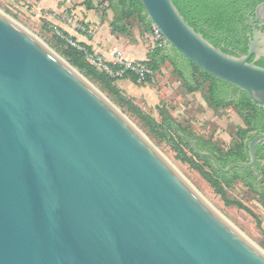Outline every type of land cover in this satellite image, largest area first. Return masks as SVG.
Wrapping results in <instances>:
<instances>
[{
  "label": "water",
  "instance_id": "obj_1",
  "mask_svg": "<svg viewBox=\"0 0 264 264\" xmlns=\"http://www.w3.org/2000/svg\"><path fill=\"white\" fill-rule=\"evenodd\" d=\"M139 1L165 50L264 111V68L256 65L264 58L262 5L255 11L260 24L249 17L246 54L233 55L196 32L172 0ZM61 59L0 13V264H264V255ZM172 131L217 172L252 170L254 185L262 181L255 148L264 133L247 135L254 137L245 139L246 162L223 168L174 125Z\"/></svg>",
  "mask_w": 264,
  "mask_h": 264
},
{
  "label": "trees",
  "instance_id": "obj_2",
  "mask_svg": "<svg viewBox=\"0 0 264 264\" xmlns=\"http://www.w3.org/2000/svg\"><path fill=\"white\" fill-rule=\"evenodd\" d=\"M104 1L109 3L113 13L110 24L113 32H126V23L132 19H135L144 31L149 32L152 30L151 23L147 20L139 0ZM172 1L180 15L196 32L202 34L205 39L214 46L221 48L222 51L236 55L246 54L248 46V37H246V33H251L248 16H250L255 7L264 0ZM84 6L89 11L94 10L92 0L84 2ZM63 35L70 40H75L64 31ZM61 43L64 45L61 51L63 58L91 83L97 85L101 92L107 94L110 100L118 107L146 125L151 132L155 134L160 133L166 138H169L167 131H172L174 125L180 133L195 140V144L200 151L210 153L223 168L233 162H246L248 160V152L245 138L253 131H256L258 134L264 133V111L262 108L252 103L245 93L239 92L236 88L195 67L174 49L167 51L162 45H155L149 53L147 66L150 70L157 73L165 63L168 64L172 72L180 79L182 87L188 93L200 91L202 86L207 84L204 100L214 110L233 106L238 111L239 117L246 126L245 130H238L237 136L240 142L235 145L234 148L223 150L218 148L211 139L194 136L188 133L187 130L165 117L163 111L161 112L163 125L161 127L158 126L154 120L145 115L132 100L126 98L116 87V83L123 79H129L134 84L150 83L149 79H147L146 82H138V79L128 72L122 79L111 78L90 65L85 60L83 53L76 48L64 41H61ZM75 43L91 51L89 46L76 41ZM256 65L264 68V58L260 59ZM112 69H117V66H112ZM176 137L179 143L186 147L190 154L202 164L200 165L191 158L185 156L180 148L178 149V157L188 162L191 167L198 171L202 178L221 198L224 205L234 206L240 210L246 211L251 217L256 218L255 214L240 201L233 198L231 199L228 196L226 187L232 185L235 181H239L249 188L250 191L255 192L264 199V164H262L264 162V145L258 144L255 148V168L257 172H262L263 174V179L260 182L263 186L258 187V184L254 185L256 179L252 176V170L234 168L227 174H221L213 168L209 160L196 155L185 141L178 136Z\"/></svg>",
  "mask_w": 264,
  "mask_h": 264
},
{
  "label": "rangeland",
  "instance_id": "obj_3",
  "mask_svg": "<svg viewBox=\"0 0 264 264\" xmlns=\"http://www.w3.org/2000/svg\"><path fill=\"white\" fill-rule=\"evenodd\" d=\"M65 1L67 0H61L60 4H64ZM82 1L86 2L87 0ZM53 2L55 0H42V4L39 5V0H0V13L15 21L67 62L61 55L62 48L64 47L61 41L69 44L68 42H75V40L65 37L62 28L69 27L76 30L77 25L81 21L78 17L72 18L71 12L68 11L69 9L64 10L60 16H52V11L50 12L48 7H52L54 5ZM92 5L97 13H104V15L111 17L112 20L113 16H110V5L106 1L92 0ZM55 17L58 22L54 20ZM130 21L138 24L135 19ZM56 30L64 38L58 36ZM93 85L101 92L97 85ZM116 87L126 98L132 100L145 115L154 120L158 126L161 127L163 125L161 116V112L163 111L165 117L187 130L188 133L211 139L218 148L223 150L232 149L235 145L239 144L240 140L237 132L238 130L246 129L245 124L238 115V111L233 106L214 110L206 103L204 96L207 85L202 86L200 91H196L197 96H187L182 83L166 63L155 74L154 83L148 86L156 94L161 93V98L156 106L142 97L134 96L133 94L131 96L130 93L123 89L122 84L116 83ZM101 93L123 114L155 152L217 215L224 219L229 226L253 247L260 252L262 251L261 253L264 255L263 198L255 197L249 188L241 182L235 181L232 185L226 187L228 196L231 199L240 201L255 214L256 218L251 217L246 211L234 206H225L221 198L202 178L198 171L191 167L188 162L178 157V149L180 148L185 156L200 165L202 164L190 154L186 147L179 143V140L172 131H167L169 138L160 133L155 134L151 132L146 125L113 103L107 94Z\"/></svg>",
  "mask_w": 264,
  "mask_h": 264
},
{
  "label": "crops",
  "instance_id": "obj_4",
  "mask_svg": "<svg viewBox=\"0 0 264 264\" xmlns=\"http://www.w3.org/2000/svg\"><path fill=\"white\" fill-rule=\"evenodd\" d=\"M60 1L55 0L54 5L48 9L50 12L52 11V16H60L64 10L69 9L72 18H80L81 23L77 25L76 30L69 27L62 28L76 42L89 46L93 52L102 55L105 60L111 63L116 53H120L121 58L128 62H148L149 53L155 47L151 31H144L139 24L129 20L126 23V32H113L110 25L111 17L104 13H97L95 10H85L82 0H67L64 4H60ZM41 4L42 0H39V5ZM62 18L64 17L62 16ZM54 20H57L56 17ZM79 27L90 28L91 34L86 35L80 32ZM117 83L122 84L123 89L131 96L142 97L154 106L161 98V93L156 94L153 89L148 87L151 83L134 84L129 79H123Z\"/></svg>",
  "mask_w": 264,
  "mask_h": 264
},
{
  "label": "built area",
  "instance_id": "obj_5",
  "mask_svg": "<svg viewBox=\"0 0 264 264\" xmlns=\"http://www.w3.org/2000/svg\"><path fill=\"white\" fill-rule=\"evenodd\" d=\"M78 29L80 32L85 33L86 35L91 34L90 28L87 29L79 27ZM151 32L155 45L161 46L163 43V38L160 33L154 28H152ZM56 33L58 36L63 37L62 35H60V32L58 30H56ZM68 43L72 47L83 53L85 60L90 65H92L98 71L107 74L111 78L122 79L128 72L134 75L138 79V82H146V80L149 79L150 83H154L156 73L150 70V68L147 66V62H128L121 58L120 53H116L113 62L111 63L105 60L102 55L97 54L92 50L88 51L86 48L78 45L75 42L70 41ZM112 66H117V69H112Z\"/></svg>",
  "mask_w": 264,
  "mask_h": 264
},
{
  "label": "flooded vegetation",
  "instance_id": "obj_6",
  "mask_svg": "<svg viewBox=\"0 0 264 264\" xmlns=\"http://www.w3.org/2000/svg\"><path fill=\"white\" fill-rule=\"evenodd\" d=\"M260 5H262V8L259 10V14H260V16L262 17V19L264 20V1H263L262 3H260L259 5H257V6L255 7L253 13H251V15L248 16V18H249V17H253L254 20H255V23H256V24H260V20L256 18V13H255L256 8H257L258 6H260ZM261 30H262V32L264 33V27L261 28ZM249 34H250V33H246V37H248ZM236 95H238V94H236ZM253 132L256 133V135L258 134L256 131H253ZM261 134H262V133H261ZM253 137H254V136H250V137L247 136L245 139H249V140H251ZM194 141H195V140H194ZM195 143H196V141H195ZM255 169H256V168H255ZM258 185H260V183H259ZM258 190H259V189H258Z\"/></svg>",
  "mask_w": 264,
  "mask_h": 264
},
{
  "label": "bare ground",
  "instance_id": "obj_7",
  "mask_svg": "<svg viewBox=\"0 0 264 264\" xmlns=\"http://www.w3.org/2000/svg\"><path fill=\"white\" fill-rule=\"evenodd\" d=\"M61 61H63V60L61 59ZM63 63H65V64H66V62H64V61H63ZM94 88H95V87H94ZM261 252H262V251H261Z\"/></svg>",
  "mask_w": 264,
  "mask_h": 264
}]
</instances>
